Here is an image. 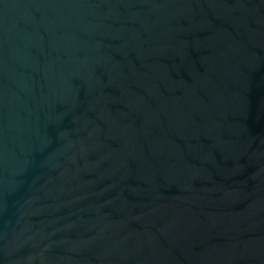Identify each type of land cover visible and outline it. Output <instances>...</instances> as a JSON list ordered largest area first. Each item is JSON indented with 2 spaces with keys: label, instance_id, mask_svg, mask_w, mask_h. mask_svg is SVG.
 I'll list each match as a JSON object with an SVG mask.
<instances>
[{
  "label": "water",
  "instance_id": "water-1",
  "mask_svg": "<svg viewBox=\"0 0 264 264\" xmlns=\"http://www.w3.org/2000/svg\"><path fill=\"white\" fill-rule=\"evenodd\" d=\"M0 264H264V0H0Z\"/></svg>",
  "mask_w": 264,
  "mask_h": 264
}]
</instances>
